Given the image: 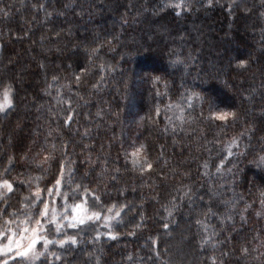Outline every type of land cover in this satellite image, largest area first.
Returning a JSON list of instances; mask_svg holds the SVG:
<instances>
[{
  "label": "trees",
  "instance_id": "16d2710c",
  "mask_svg": "<svg viewBox=\"0 0 264 264\" xmlns=\"http://www.w3.org/2000/svg\"><path fill=\"white\" fill-rule=\"evenodd\" d=\"M5 84L0 216L37 185L72 203L46 191L61 164L76 202L101 218L124 205L110 227L64 228L77 243L35 264H264V0H0ZM140 144L143 173L125 158Z\"/></svg>",
  "mask_w": 264,
  "mask_h": 264
},
{
  "label": "snow or ice",
  "instance_id": "6c2138e0",
  "mask_svg": "<svg viewBox=\"0 0 264 264\" xmlns=\"http://www.w3.org/2000/svg\"><path fill=\"white\" fill-rule=\"evenodd\" d=\"M245 61L240 60L239 64L242 66ZM56 77H53L55 80ZM79 79V77H77ZM50 87V85H49ZM47 91V90H45ZM13 106V89L10 84H5L0 87V112H6L7 109ZM233 112H212L211 116L214 119L225 120L230 116H235ZM236 146V140L233 139L228 145L229 154H231V148ZM54 147V146H53ZM125 158L130 160L133 169L138 170L143 173L148 169L153 168V162L148 159L147 153L145 152V145L140 144L139 147H135L130 153H125ZM51 159V154L45 156L44 161L41 164L47 162ZM261 162H264V156H261ZM207 168V164H205ZM220 169L217 168V172ZM65 172V167L63 164L60 165L59 173L54 180V185L52 187H46V191L49 197L53 194L56 196H61L67 201L70 198L69 192L61 191V185L63 183V176ZM35 179L39 180V177ZM24 183H28L27 180ZM80 185H76L78 189ZM0 189H7L8 192L13 191V184L9 179L0 178ZM75 191V189H73ZM41 188L37 185L34 192L31 195L34 199L29 198V196H24L22 201L23 211L19 209L16 212L8 213L7 218L0 216V264H35L38 259L36 255L37 245L43 243L42 232H47L54 228L57 236L63 235V239L57 240V245L63 247L66 243H71L75 245L77 239L75 236L68 235L66 232H62L64 228H76L78 225H84L88 221L100 220L101 213L99 210L90 209L88 207L87 200H80L76 202V199L72 197L73 202H65L62 205V211H57L55 206V201H49L42 199ZM87 188H85L84 193L87 195ZM2 195V193H0ZM188 193L185 192L184 196ZM261 203L264 205V190L260 192ZM96 201H99L98 196H94ZM39 202V204H37ZM124 205L117 207L115 204L107 208V215L103 216L105 221V226L110 227L112 221H116L121 217V211ZM176 205L173 203L170 207L165 206V212L167 216L170 217L173 214V210ZM31 209V211H28ZM35 209V211H34ZM114 213V215H112ZM143 219V217H141ZM197 223H202L197 221ZM45 225L50 227L46 228ZM16 226V227H14ZM164 228L167 229L169 225L165 223ZM139 227V225H137ZM205 232H207V225L204 226ZM214 234V233H213ZM28 238V243L25 244V238ZM110 238L115 239L116 236L110 233ZM210 240V236L206 235L201 240V246L207 244ZM241 251L245 254L248 253L249 249L242 247ZM57 259L59 257L57 256ZM164 264H168L167 261Z\"/></svg>",
  "mask_w": 264,
  "mask_h": 264
},
{
  "label": "clouds",
  "instance_id": "9594fccd",
  "mask_svg": "<svg viewBox=\"0 0 264 264\" xmlns=\"http://www.w3.org/2000/svg\"><path fill=\"white\" fill-rule=\"evenodd\" d=\"M69 195H73V198H75V191L72 190V192H69ZM28 211H31V209H28ZM14 227H16V226H14ZM41 235H42L43 243H41L42 247L39 250H37V252H36V255L38 256V258L47 256L49 254L52 256H57V253H55V252L49 253V246L53 245V244H57L56 242L58 240L56 236L52 235V230H49L47 232H42ZM24 243L25 244L28 243L27 237L25 238Z\"/></svg>",
  "mask_w": 264,
  "mask_h": 264
},
{
  "label": "rangeland",
  "instance_id": "374dc122",
  "mask_svg": "<svg viewBox=\"0 0 264 264\" xmlns=\"http://www.w3.org/2000/svg\"><path fill=\"white\" fill-rule=\"evenodd\" d=\"M2 192H4V193H8L7 189H1L0 193H2ZM53 199H55V198H53ZM57 211H58V210H57ZM93 221H96V220H93ZM99 221L105 225V221H104L103 218H101ZM45 226H47V225H45ZM38 246H39V244L37 245V250H39ZM38 259H39V258H38ZM38 259H37L36 261H38ZM36 261H35V262H36Z\"/></svg>",
  "mask_w": 264,
  "mask_h": 264
}]
</instances>
